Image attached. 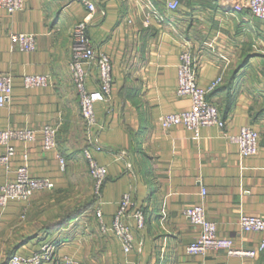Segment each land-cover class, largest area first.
Listing matches in <instances>:
<instances>
[{
	"label": "crops",
	"instance_id": "crops-1",
	"mask_svg": "<svg viewBox=\"0 0 264 264\" xmlns=\"http://www.w3.org/2000/svg\"><path fill=\"white\" fill-rule=\"evenodd\" d=\"M89 1L95 5L89 36L96 51L111 58L114 75L111 100L95 103L97 122L90 135L69 70L73 27L87 17L88 8L66 0H26L15 13L0 9V73L13 77L11 100L0 105V129L59 126L57 149L46 150L40 137L13 141L12 163L0 166V186L14 180L22 165L55 184L27 201L9 202L0 252L31 255L45 241H57L59 256L81 264H264V253L254 259L225 251L187 254L199 229L184 213L203 203L218 235L233 239L237 247L252 249L264 237L239 225L241 214L264 215V19L241 7L245 0H179L174 11L167 8L170 0ZM26 33L36 37L33 51L22 50L12 37ZM213 39L212 48L207 43ZM183 42L191 44L200 61L202 88L224 76L208 98L227 124L202 127L198 136L159 124L163 114L191 108L190 98L177 93ZM85 68L88 88L96 90L98 67ZM34 74L48 75L51 84L26 88L24 76ZM245 125L260 134L258 153L249 157H242L230 139ZM89 137L101 147L94 151L97 162L108 168L99 195L92 193L84 154ZM5 151L0 145V155ZM59 155L67 162L65 169ZM125 194L131 198L126 218L134 235L130 252L114 233L101 231L96 216L101 208L110 225ZM95 197L66 227L48 231L61 214ZM137 210L145 213L143 228L133 216Z\"/></svg>",
	"mask_w": 264,
	"mask_h": 264
},
{
	"label": "built area",
	"instance_id": "built-area-1",
	"mask_svg": "<svg viewBox=\"0 0 264 264\" xmlns=\"http://www.w3.org/2000/svg\"><path fill=\"white\" fill-rule=\"evenodd\" d=\"M67 5L73 2L83 3L89 10L87 17L77 22L72 33V56L69 63L72 83L77 92L81 116L84 125L89 133L96 125L95 103L98 101L108 102L112 98V87L114 82L113 63L108 54L97 52L88 32L89 20L95 10V5L89 0H66ZM26 0H0V9L9 14L23 10ZM179 0L167 2L169 10L179 8ZM257 18L264 19V0H245L243 6ZM238 8V7H237ZM159 22L164 21L162 16H156ZM150 14L147 15V22ZM13 39L18 40L22 50L33 51L36 48V37L34 34H13ZM215 40H211L207 45L214 47ZM222 59L228 64L230 61L226 57ZM96 64L99 71L100 84L96 90H90L87 85L89 75L85 65ZM200 61L192 50L191 44L182 43L180 61L178 64V87L179 96L189 97L191 108L182 112H170L163 114L159 124L164 129L181 126L193 131L197 136L201 128L205 126L217 125L221 128L227 124L222 116L218 105L210 101L208 94L223 82V74L219 75L208 88L199 85ZM51 84V79L45 74H34L24 76V86L26 88L46 87ZM13 93V77L10 74L0 73V105L7 104ZM59 126L44 124L40 129L32 127H19L0 129V145L6 147V151L0 155V166H9L16 149L12 145L13 141L33 142L39 137L43 141L46 150L58 148ZM92 136V135H91ZM230 139L239 145L242 157H249L258 153L260 134L251 125L241 128L238 135L231 136ZM101 147L93 138L89 137L88 145L84 149V154L88 161L89 174L94 182V191L99 195L108 175L107 166L97 162L94 151ZM61 168L65 169L67 162L61 155L58 156ZM55 187L50 178L36 177L31 175L28 166L22 165L17 169L16 178L0 186V230L3 227V213L11 200H29L33 194L41 190H52ZM206 190L203 189V194ZM131 206L129 194H125L118 206L110 225L103 220L101 208L96 210V216L100 222V229L103 233H114L119 239L125 252H130L134 248V235L131 226L126 222ZM185 215L190 222L197 226L199 235L195 242L188 245L186 252L189 255L207 254L211 251H225L232 256H241L254 259L264 252V237L258 245L252 249L237 247L234 240L218 235V228L208 215L203 203L195 204L185 208ZM138 227L145 226V213L137 210L133 215ZM240 228L245 232H259L264 234V215L241 214L239 217ZM60 243L57 241H45L38 251L31 255L14 253L9 259V264H81L68 256H59L58 249ZM121 264V263H119ZM147 264H153L151 262Z\"/></svg>",
	"mask_w": 264,
	"mask_h": 264
},
{
	"label": "trees",
	"instance_id": "trees-1",
	"mask_svg": "<svg viewBox=\"0 0 264 264\" xmlns=\"http://www.w3.org/2000/svg\"><path fill=\"white\" fill-rule=\"evenodd\" d=\"M95 199L96 197L88 203L81 204L77 206L76 208L69 209L63 214H61V216H59V218L53 224H51V227H49L48 231L53 232V231L66 227L74 218H76L81 213H83L87 209V207H90L93 201H96ZM13 254L14 253L12 252L9 254V259L12 257Z\"/></svg>",
	"mask_w": 264,
	"mask_h": 264
},
{
	"label": "rangeland",
	"instance_id": "rangeland-1",
	"mask_svg": "<svg viewBox=\"0 0 264 264\" xmlns=\"http://www.w3.org/2000/svg\"><path fill=\"white\" fill-rule=\"evenodd\" d=\"M93 181V180H92ZM93 186H94V182H93ZM94 195H95V191H94V187H93V192ZM0 255H2V259L0 261V263H3L5 264V262L8 261V258H9V252L7 250L3 251V252H0Z\"/></svg>",
	"mask_w": 264,
	"mask_h": 264
}]
</instances>
